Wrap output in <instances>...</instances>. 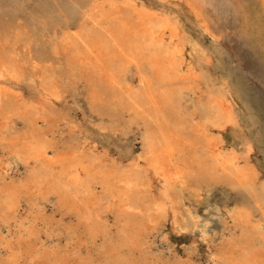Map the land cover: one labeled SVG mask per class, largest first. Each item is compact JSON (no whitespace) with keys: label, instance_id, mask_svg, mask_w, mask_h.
Returning a JSON list of instances; mask_svg holds the SVG:
<instances>
[{"label":"bare ground","instance_id":"obj_1","mask_svg":"<svg viewBox=\"0 0 264 264\" xmlns=\"http://www.w3.org/2000/svg\"><path fill=\"white\" fill-rule=\"evenodd\" d=\"M70 1H45L40 30L33 16L21 28L0 17V264H197L155 259L146 246L162 222L177 233L201 227L178 197L192 171L247 195L223 217L208 264H264V180L250 162L253 141L240 149L226 140L241 116L229 91L191 94L201 37L217 41L202 0ZM39 38L47 47L34 55ZM75 77L100 115L111 104L141 123L140 149H126V164L94 146L55 143L53 130L67 119L56 103ZM26 80L36 82L27 99L18 87ZM14 161L23 176L12 173ZM213 224L199 231L204 243L221 225Z\"/></svg>","mask_w":264,"mask_h":264},{"label":"rangeland","instance_id":"obj_2","mask_svg":"<svg viewBox=\"0 0 264 264\" xmlns=\"http://www.w3.org/2000/svg\"><path fill=\"white\" fill-rule=\"evenodd\" d=\"M45 1H48L49 8L56 7L58 2L72 5L70 0H57L58 2L0 0L1 21L7 22L12 28H21L33 16L36 28L40 30L37 21L45 14ZM262 1L264 2V0H202V15L208 20L217 41L211 43L208 37H201L204 49L201 57L202 66L201 70L197 69V85L194 91H191L195 97L208 91L223 90L233 95L236 112L241 116L238 134L233 137V134L227 132L226 140L235 139L240 149L245 148L246 140L253 141L250 162L258 168L260 180H264V4L260 3ZM61 18H64L63 15ZM181 18L190 31L193 28L192 24L183 19L184 16ZM40 35L42 37V33ZM46 47V42L41 38L37 39L33 45L34 55L45 51ZM54 68L57 72L61 71L58 65H54ZM71 80L73 88L56 103L58 110L62 111L65 114L63 117L67 119L57 122L53 130L55 143L64 147L78 144L80 148L84 146L86 148V145L94 146L99 155L106 157V161H123L126 164L127 159H124L126 149L129 148L133 154L140 149L138 139L142 131L141 123L130 122L127 113L117 114L113 105L108 106L107 103H105L107 109L103 108L106 109V115H100V106L96 104L92 106L87 98V84L84 78L75 77ZM35 86L36 82L31 80L22 81L18 86L22 98L27 99L31 88ZM19 120L21 128L24 126L25 117ZM12 173L17 177L25 174L20 162L14 161ZM245 195L243 191L233 190L222 181H215L192 171L186 177L184 187L178 189V197L184 211L191 212V221L197 222L201 227H190L177 233L171 230L170 221L162 222L155 230L150 231L149 242L146 243L147 250H151L153 255L155 253V259L162 258L171 262L191 258L197 264H208L210 252L208 246L213 250L224 233L221 224L223 217H226L227 211L237 205ZM27 202L28 197L22 200L23 205ZM51 208V203H47V211ZM215 222L220 223V227L210 236V243H204L199 231L204 230V225H214ZM6 226L8 225L5 223L1 225L2 229H5L4 233L7 232Z\"/></svg>","mask_w":264,"mask_h":264}]
</instances>
